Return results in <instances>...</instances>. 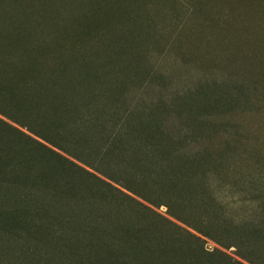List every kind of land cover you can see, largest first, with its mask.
<instances>
[{
	"label": "trees",
	"instance_id": "1",
	"mask_svg": "<svg viewBox=\"0 0 264 264\" xmlns=\"http://www.w3.org/2000/svg\"><path fill=\"white\" fill-rule=\"evenodd\" d=\"M15 37L0 23V115L36 139L0 128V195L14 204L0 209L7 232L0 235L44 252L47 264H264L261 178L236 174L233 158L204 145L190 147L160 120L161 110L128 105L121 93L95 84L86 64L47 59ZM110 182L166 207L200 236L234 248L237 258L205 250L199 236L179 227L151 234L145 223L114 220L115 233L100 240L95 230L110 229L98 222L106 215L100 206L117 193L134 201ZM50 203L82 205L83 232L69 234L71 219L51 218Z\"/></svg>",
	"mask_w": 264,
	"mask_h": 264
},
{
	"label": "rangeland",
	"instance_id": "2",
	"mask_svg": "<svg viewBox=\"0 0 264 264\" xmlns=\"http://www.w3.org/2000/svg\"><path fill=\"white\" fill-rule=\"evenodd\" d=\"M0 19L16 43L40 48L47 59L86 64L95 84L121 93L130 106L161 110L160 120L178 129L190 147L204 145L233 158L236 174L264 183V0H0ZM0 120V128L8 124L36 139ZM110 183L134 201L116 192L100 206L106 213L100 226L139 222L151 234H176L179 227L199 236L205 250L237 258L234 248L200 236L166 207ZM13 205L0 195V209ZM48 205L51 218L71 219L76 233L69 234L83 232L82 205ZM106 230L94 234L101 240L115 233ZM0 234H7L2 223ZM23 244L0 235V264L49 263L44 252H27Z\"/></svg>",
	"mask_w": 264,
	"mask_h": 264
}]
</instances>
